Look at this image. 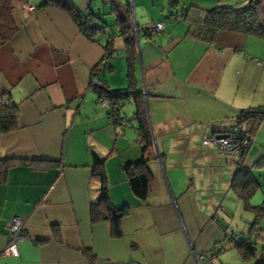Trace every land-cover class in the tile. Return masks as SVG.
<instances>
[{"label":"crops","instance_id":"0c3cea01","mask_svg":"<svg viewBox=\"0 0 264 264\" xmlns=\"http://www.w3.org/2000/svg\"><path fill=\"white\" fill-rule=\"evenodd\" d=\"M68 1L79 12L90 8L102 31L87 37L55 3L12 0L18 30L0 45V93L18 105V127L0 134V158L37 163L10 168L0 183V264H255L225 236L248 232L233 226L235 214L246 211L230 187L240 164L264 194V121L242 158L203 139L225 133L242 109L264 107V38L228 31L212 42L196 38L182 15L192 5L211 8L198 1L182 9L179 0ZM113 2L129 15L131 54ZM107 14L118 36L106 28ZM159 21L162 32L146 33ZM110 40L113 54L103 62ZM96 84L131 85L141 94L152 137L146 201L121 169L141 157L137 121H130L135 103L130 97L123 109L130 115L119 108L115 123ZM94 156L104 161L112 204L129 207L119 236L110 221H91L101 187ZM14 216L23 218L26 238L18 255H4Z\"/></svg>","mask_w":264,"mask_h":264},{"label":"trees","instance_id":"16d2710c","mask_svg":"<svg viewBox=\"0 0 264 264\" xmlns=\"http://www.w3.org/2000/svg\"><path fill=\"white\" fill-rule=\"evenodd\" d=\"M174 4L176 0H170ZM49 2L63 7L70 15L80 23L79 28L89 38L102 31L98 24L93 27L87 26L84 20L85 12H79L68 0H43V4ZM119 4L112 3V10L115 13L119 25L120 35L123 37L126 48L130 54L134 49V41L131 36L132 26L127 11L119 9ZM200 16L199 20L196 16ZM190 21V34L203 41L212 42L219 31L236 32L245 35H255L264 38V0H249L240 8H233L228 5H216L204 9L197 6H190L186 14L182 15ZM18 24L13 17L12 0H0V45L7 43L17 32ZM146 33L147 30H146ZM150 34V33H149ZM111 38V36H110ZM104 56L108 60L113 54L112 41L104 46ZM130 55L128 59L130 60ZM94 70L98 71L94 67ZM99 97H104L111 105L110 115L115 123H119L122 115L119 108L130 101L135 103V112L130 121H137L139 140L141 144V157L134 161H127L121 165L128 185L132 193L140 200L146 201L151 189V174L148 168V156L152 146V137L146 121L145 111L140 99L141 94L129 86L127 88L110 89L101 84L95 85ZM264 121V107L242 109L236 116V125L245 126V134L253 135L259 124ZM18 127V105L12 100L9 92L0 93V134L10 132ZM245 153L241 154V158ZM37 164L35 160L20 158H0V183L5 182L7 172L10 168L18 165ZM92 174L100 179V195L96 203L90 206L91 221L108 220L111 224L113 236L121 235V219L129 212L128 206L115 207L110 199L104 161L94 156ZM231 189L240 198L246 210L254 213V220L249 224L246 236L235 239L233 234H227L226 240L230 242L244 260L256 259L255 264H264V238L263 230L259 225L260 219L264 218V200L260 205H252L250 199L259 187L251 170L242 164L236 169L231 181Z\"/></svg>","mask_w":264,"mask_h":264},{"label":"built area","instance_id":"2783aa9c","mask_svg":"<svg viewBox=\"0 0 264 264\" xmlns=\"http://www.w3.org/2000/svg\"><path fill=\"white\" fill-rule=\"evenodd\" d=\"M22 9L25 11L34 10L35 7L28 4H23ZM84 20L87 26L93 27L97 22V18L92 12L90 8H87L85 11ZM78 26L80 23L77 21ZM147 32L150 34H158L164 30V24L162 21L152 23L150 26L146 28ZM134 38V37H132ZM107 61L106 57L103 58V62ZM260 63V62H259ZM102 103H106L107 100L104 97L99 98ZM114 105L110 106V109L113 108ZM222 135V136H221ZM215 142L218 144V147L221 151L234 152L239 155L243 154L248 148L251 137L245 134V126L244 125H233L230 127L225 133L220 135H215L212 137H207L203 139L204 144H210ZM24 220L19 216H14L9 225V233H8V243L4 248V255H18V244L20 241L26 238V235L23 233Z\"/></svg>","mask_w":264,"mask_h":264},{"label":"rangeland","instance_id":"374dc122","mask_svg":"<svg viewBox=\"0 0 264 264\" xmlns=\"http://www.w3.org/2000/svg\"><path fill=\"white\" fill-rule=\"evenodd\" d=\"M179 9L183 8L184 5V1H186L187 3H191V2H203V3H208V6L212 7V6H216V5H228L231 6L233 8H240L241 6H244L248 3L249 0H179ZM131 14V12H130ZM104 21L107 22L106 28L108 29V31L111 32V30H113L114 32V27L115 26H110V25H114V19L113 17L109 14H107L106 16H104ZM116 36L117 32H114ZM127 106V104H125L124 106H121L120 109H122V113L127 115V112H123L124 108ZM264 198V194L263 191L261 190L260 186L256 189V191L254 192V194L252 195L251 199H250V203L252 205H260V203L263 201ZM238 202V204H240V207L243 208V203L242 201L238 198L236 200ZM245 210V209H244ZM242 213L237 212V214H235V219L233 222V226L234 229L237 228L238 230H242L244 229L245 231H247L249 224L254 220V213H252L249 210L246 211H241ZM248 221V222H247ZM259 225L260 227L263 229L264 231V218L260 219L259 221ZM263 238H264V232H263Z\"/></svg>","mask_w":264,"mask_h":264},{"label":"water","instance_id":"95a60500","mask_svg":"<svg viewBox=\"0 0 264 264\" xmlns=\"http://www.w3.org/2000/svg\"><path fill=\"white\" fill-rule=\"evenodd\" d=\"M222 136V135H221Z\"/></svg>","mask_w":264,"mask_h":264}]
</instances>
